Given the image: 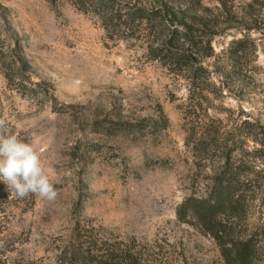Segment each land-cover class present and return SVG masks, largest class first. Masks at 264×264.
<instances>
[{
  "label": "rangeland",
  "instance_id": "rangeland-1",
  "mask_svg": "<svg viewBox=\"0 0 264 264\" xmlns=\"http://www.w3.org/2000/svg\"><path fill=\"white\" fill-rule=\"evenodd\" d=\"M140 1L115 0L116 11ZM170 2L186 6L196 41L173 44L194 51L201 76L157 57L162 35H138L120 13L107 30L104 9L86 12L73 0H0V117L37 149L58 191L54 202L21 199L0 181V264H59L77 227L92 226L153 264H227L210 235L177 216L227 155L198 157L188 138L200 125L246 141L253 171L243 224L259 234L256 264H264V163L253 142L264 127V36L252 33L256 51L230 54L247 20L264 26V2Z\"/></svg>",
  "mask_w": 264,
  "mask_h": 264
},
{
  "label": "trees",
  "instance_id": "trees-1",
  "mask_svg": "<svg viewBox=\"0 0 264 264\" xmlns=\"http://www.w3.org/2000/svg\"><path fill=\"white\" fill-rule=\"evenodd\" d=\"M73 1L79 9L86 12L102 14L100 11L104 9L107 30H110L109 22H113L116 12L123 18V24L130 22L139 26L138 35L142 37L160 33L162 37L155 40V42H161L155 49L159 52L157 57L163 56L168 59L170 65H176L178 69L187 70L198 76L206 70L193 62L194 51L191 54L173 44V42H196L189 30L186 6H177L170 0H151L154 4H147L142 0L139 4H129L126 9L116 11L115 0ZM261 2L264 0H254V3ZM219 21L220 19H214L210 28L207 26L209 24H204L210 31L209 56L212 52L210 42L214 35L218 34L214 28L219 27ZM247 21L248 24L242 28L243 37L236 40L230 49L232 57H238L250 48L256 51L257 45L252 33L258 32L264 36V26L258 25V20H255L253 24ZM259 127L261 136L253 142H255L257 158L262 159L264 163V127L262 125ZM223 138L219 131L212 133L205 125L195 127L190 134L188 145L193 146L195 153L204 162L206 155L216 151L222 154L227 152V155L220 158L219 162H222L219 166L210 168L213 173L210 174L207 190L202 194L193 192L187 196L178 206L177 216L180 221L198 225L210 235L220 248L221 255L227 264H256L260 255V246L256 238L259 234L249 233V225L243 224L246 221L248 205L246 197L242 194L243 186L251 183L248 179L253 167L248 166L245 160L248 154L245 140L237 146V142L231 144L229 139ZM236 153L240 158L232 163ZM242 227L244 230L240 232ZM76 231L77 238L71 246L69 245V248L67 247L66 255L59 264H153L151 260L145 258V254L137 250L135 244L117 243L100 238L93 226L77 227Z\"/></svg>",
  "mask_w": 264,
  "mask_h": 264
},
{
  "label": "clouds",
  "instance_id": "clouds-1",
  "mask_svg": "<svg viewBox=\"0 0 264 264\" xmlns=\"http://www.w3.org/2000/svg\"><path fill=\"white\" fill-rule=\"evenodd\" d=\"M0 181L21 199L35 195L54 202L58 197L40 153L18 134L11 133L4 117H0Z\"/></svg>",
  "mask_w": 264,
  "mask_h": 264
}]
</instances>
